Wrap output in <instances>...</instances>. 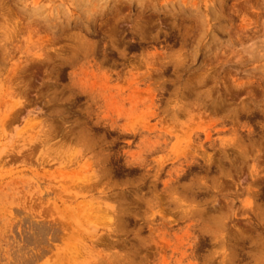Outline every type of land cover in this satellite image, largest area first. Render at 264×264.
<instances>
[{
  "label": "rangeland",
  "instance_id": "obj_1",
  "mask_svg": "<svg viewBox=\"0 0 264 264\" xmlns=\"http://www.w3.org/2000/svg\"><path fill=\"white\" fill-rule=\"evenodd\" d=\"M0 264H264V0H0Z\"/></svg>",
  "mask_w": 264,
  "mask_h": 264
}]
</instances>
